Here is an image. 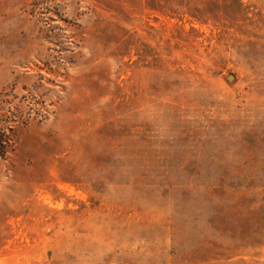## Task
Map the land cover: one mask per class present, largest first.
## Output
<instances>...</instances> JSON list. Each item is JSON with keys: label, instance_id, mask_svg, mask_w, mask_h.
Segmentation results:
<instances>
[{"label": "rangeland", "instance_id": "1", "mask_svg": "<svg viewBox=\"0 0 264 264\" xmlns=\"http://www.w3.org/2000/svg\"><path fill=\"white\" fill-rule=\"evenodd\" d=\"M0 264H264V0H0Z\"/></svg>", "mask_w": 264, "mask_h": 264}, {"label": "trees", "instance_id": "2", "mask_svg": "<svg viewBox=\"0 0 264 264\" xmlns=\"http://www.w3.org/2000/svg\"><path fill=\"white\" fill-rule=\"evenodd\" d=\"M15 132L8 122L0 118V159H4L10 150H13Z\"/></svg>", "mask_w": 264, "mask_h": 264}]
</instances>
